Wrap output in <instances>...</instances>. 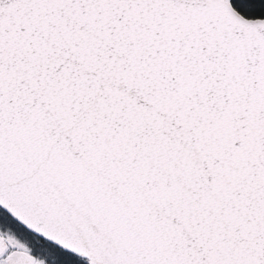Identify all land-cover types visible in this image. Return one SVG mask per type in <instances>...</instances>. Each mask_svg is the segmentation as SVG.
I'll list each match as a JSON object with an SVG mask.
<instances>
[{
    "label": "snow or ice",
    "instance_id": "snow-or-ice-1",
    "mask_svg": "<svg viewBox=\"0 0 264 264\" xmlns=\"http://www.w3.org/2000/svg\"><path fill=\"white\" fill-rule=\"evenodd\" d=\"M0 264H264V0H0Z\"/></svg>",
    "mask_w": 264,
    "mask_h": 264
}]
</instances>
